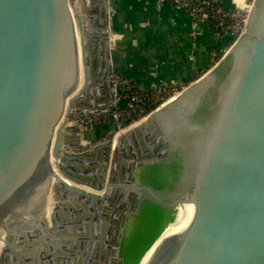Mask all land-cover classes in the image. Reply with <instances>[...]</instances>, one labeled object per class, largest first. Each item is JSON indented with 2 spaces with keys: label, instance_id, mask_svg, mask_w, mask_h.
<instances>
[{
  "label": "water",
  "instance_id": "water-1",
  "mask_svg": "<svg viewBox=\"0 0 264 264\" xmlns=\"http://www.w3.org/2000/svg\"><path fill=\"white\" fill-rule=\"evenodd\" d=\"M82 19L78 0H0V264H122L127 217L144 199L173 221L178 204L191 210L146 264H264V0H253L244 34L216 64L117 141L108 134L88 168L63 161L85 151L66 139H80L69 116L107 111L73 109L90 91L92 37L100 51L104 40L93 26L84 34ZM174 152L170 197L138 184L137 170Z\"/></svg>",
  "mask_w": 264,
  "mask_h": 264
},
{
  "label": "crops",
  "instance_id": "crops-1",
  "mask_svg": "<svg viewBox=\"0 0 264 264\" xmlns=\"http://www.w3.org/2000/svg\"><path fill=\"white\" fill-rule=\"evenodd\" d=\"M219 1L226 9L240 8L248 2ZM108 2L112 28L110 71L141 90L148 91L171 82L188 85L207 71L210 58L216 52L224 53L230 46L229 37L217 31L212 23H197L193 27L188 13L169 3L157 7L154 0ZM91 52L93 67L97 69L101 52L94 49ZM107 83L111 90L108 78ZM96 102H103V98L98 97ZM111 129V124L75 129L80 134L79 147L89 148L95 141H104Z\"/></svg>",
  "mask_w": 264,
  "mask_h": 264
},
{
  "label": "trees",
  "instance_id": "trees-1",
  "mask_svg": "<svg viewBox=\"0 0 264 264\" xmlns=\"http://www.w3.org/2000/svg\"><path fill=\"white\" fill-rule=\"evenodd\" d=\"M211 1L215 7L222 8L219 0ZM217 31L222 33V31L218 29ZM223 54L224 53L222 52H216L210 58V65L207 70L216 64ZM195 80L197 79H194L193 81ZM186 86L187 85L165 84L166 90L159 93V87H154L151 90L145 91L130 84L132 90L138 92V100L135 103V110L124 118V128L140 121ZM112 130L115 132L113 128ZM161 167L162 165L160 164L146 165L140 170V173H137L136 175L138 184L146 185L154 190L161 191L165 185L164 182L158 178V171ZM173 219L174 213L171 210H168L148 199H144L142 201L139 214L137 216L131 215L127 217L119 249V257L122 259V264H139L142 256L159 236L162 229L168 223H171ZM165 230L166 228L159 240L164 238ZM150 252L147 253L143 263L150 256Z\"/></svg>",
  "mask_w": 264,
  "mask_h": 264
},
{
  "label": "built area",
  "instance_id": "built-area-1",
  "mask_svg": "<svg viewBox=\"0 0 264 264\" xmlns=\"http://www.w3.org/2000/svg\"><path fill=\"white\" fill-rule=\"evenodd\" d=\"M154 1L157 7H161L163 4L169 3L174 7H177L188 13V15L193 20V27L197 23H212L214 27L229 37L230 46L242 34H244L253 2V0H248V2L243 7L226 9L215 7L211 0ZM192 35H194V32H192ZM109 80L113 96V102L110 108L100 115H90L88 118L76 115L71 123L77 124L80 128H84L86 124H90L91 126H103L111 124L112 128L116 132H120L125 129L123 126L124 118L135 110V103L138 100V92L132 90L129 81L126 78L115 72H111ZM173 84V82L168 83V85ZM156 87L160 88L159 93L166 90L165 84Z\"/></svg>",
  "mask_w": 264,
  "mask_h": 264
},
{
  "label": "bare ground",
  "instance_id": "bare-ground-1",
  "mask_svg": "<svg viewBox=\"0 0 264 264\" xmlns=\"http://www.w3.org/2000/svg\"><path fill=\"white\" fill-rule=\"evenodd\" d=\"M78 4H79L80 10L83 14L82 24H83L84 28L87 30L86 31L84 29V34H85L87 32H90L88 27L93 26V24L95 22L94 16L90 15V12H89V10L93 6V3L91 2V0H78ZM96 4H97L96 6L98 7L97 10H98V17L100 18V22H101L102 14L104 15V17H103L104 27L100 28V26L99 27L93 26V28H96L99 31L101 30L100 33L103 34L102 35L104 38L103 49L100 51L101 55L103 54V59L99 60V62H97L99 64L97 69H94L93 64H91V66L89 65V73L90 74H89V85L88 86L90 87V91L86 95H84L80 99H78V101L73 104L74 110L82 109V110H89L92 112H99V111L105 110L108 107V105L112 103V100H113L112 89L111 90L109 89V84L107 83L108 74L110 72L109 45L108 44L110 43L109 41H111V36H110L111 34L109 31L110 20L108 18V0L107 1L97 0ZM98 30H97V32H99ZM88 56H92L91 50L89 51ZM89 58H93V57H89ZM101 76L104 77L103 82L100 79ZM110 95H111V97H110ZM98 97H102L103 102H96ZM143 121H145V120H142L141 122L138 121V124H136V125L134 124L133 126L128 127L126 130L119 132V134L114 138V142L117 141L118 137L121 134L131 130L133 127L139 125L140 123H143ZM66 139L69 143L80 142L78 139V135H74V134H69L66 137ZM104 147L105 146H104L103 142H98L95 144L96 151L94 153L88 152V151L85 152L86 151L85 150L84 153H82V154L64 155L66 158L63 161H70V159L74 157V158H77L76 161H80L79 165H81V167L88 168L91 165H93L94 163H96V161H101V159L103 157L102 154H103V151L105 149ZM83 155H85V156H83ZM80 156H83V157H80ZM100 157H101V159H100ZM81 176L86 177L85 174L81 175ZM88 178H89V180H92L91 176H89ZM52 209H53V202H50L48 205V213L49 212L51 213ZM190 214H191V210H190V204L189 203L178 204L177 205L176 218L169 225H167L164 238L182 231L189 223ZM163 239L159 240L155 244V246L151 249L152 251L150 250L151 252L149 251L151 254L145 260V262L151 257L156 246ZM4 240L5 239L2 237L1 241H0V255L2 253L3 247H5ZM145 257H144V259H145ZM142 263H143V261H142Z\"/></svg>",
  "mask_w": 264,
  "mask_h": 264
},
{
  "label": "flooded vegetation",
  "instance_id": "flooded-vegetation-1",
  "mask_svg": "<svg viewBox=\"0 0 264 264\" xmlns=\"http://www.w3.org/2000/svg\"><path fill=\"white\" fill-rule=\"evenodd\" d=\"M162 165L161 169L158 171V178L164 182V188L161 190L162 195L165 199L170 197L172 193H174L177 185V181L180 175L181 165L178 154L170 153L164 160L153 163ZM152 165V164H148ZM146 166V165H145ZM144 166V167H145ZM144 167L140 168L135 172V176L137 173H140V170ZM137 180V176H136Z\"/></svg>",
  "mask_w": 264,
  "mask_h": 264
},
{
  "label": "rangeland",
  "instance_id": "rangeland-1",
  "mask_svg": "<svg viewBox=\"0 0 264 264\" xmlns=\"http://www.w3.org/2000/svg\"><path fill=\"white\" fill-rule=\"evenodd\" d=\"M96 1L97 0H91V2L93 3V6H92V8L90 9V15H92V16H94V20H95V22H94V24H93V26H96V27H99V25L101 24V22H100V18L98 17V7L96 6L97 4H96ZM94 40L90 43V44H93V45H91V48L92 49H94V50H99L100 51V46H101V42H100V40H99V38H95V37H92ZM75 116H76V114H74V113H72L70 116H69V122H71V121H73L74 120V118H75ZM135 125L136 124H138V122H136V123H134ZM133 126V125H132ZM129 127H131V126H129ZM128 128V127H127ZM127 128H125L124 130H126ZM69 133H76L75 132V129H71V128H69L68 130H67ZM123 131V130H122ZM122 131H120V132H122ZM109 134H112V136H114L116 133H119V132H114L112 129L111 130H109V132H108ZM106 139V138H105ZM97 142L95 141L93 144H96ZM93 144H91V145H93ZM68 149V148H67ZM86 149H88L87 147H76V148H73L72 150H73V152L74 153H81V152H83L84 150H86ZM73 208V207H72ZM50 212L48 213V215H47V218H49V216H50ZM31 260V259H30ZM30 260L28 261V264L30 263ZM100 264H102V262L100 261L99 262Z\"/></svg>",
  "mask_w": 264,
  "mask_h": 264
}]
</instances>
